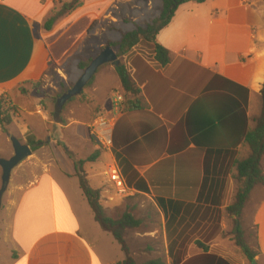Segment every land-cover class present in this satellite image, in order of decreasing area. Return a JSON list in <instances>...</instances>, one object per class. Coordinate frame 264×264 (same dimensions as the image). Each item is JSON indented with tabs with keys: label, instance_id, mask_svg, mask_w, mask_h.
I'll list each match as a JSON object with an SVG mask.
<instances>
[{
	"label": "crops",
	"instance_id": "1",
	"mask_svg": "<svg viewBox=\"0 0 264 264\" xmlns=\"http://www.w3.org/2000/svg\"><path fill=\"white\" fill-rule=\"evenodd\" d=\"M68 1L0 0V97L17 108L9 126L14 138L21 144L27 136L40 142L11 172L1 198L0 242L6 252H0V264H104L105 240L96 233L67 155L84 161L96 151L99 158L89 163L96 168L88 171L87 164L84 169L89 184L94 181L101 200L110 204L106 212L125 209L107 177L115 164L132 191L125 198H144L159 215L167 264H249L231 242L233 223L226 210L238 190L236 164L250 153L244 137L261 112L264 0L185 3L156 37L169 53L167 67L157 69L135 49L123 57L121 63L140 91V110L126 112L123 103L122 114L112 120L108 150L91 137L90 128L97 117L109 120L113 115L114 97H123L120 82L115 95L107 94V103L91 107L99 95L93 80L88 103L65 112L61 123L49 119L51 112L47 116L40 101L28 98V92L21 95L19 88L52 69L64 77V67L74 57L95 58L100 47L89 46L81 54L78 46L99 15L117 28L126 19L122 15L136 24L155 8L154 0H111V11L84 25L71 22L73 11L45 31L47 19ZM103 67L116 74L111 65ZM21 99L31 103L21 107ZM25 118H39L48 127L35 131ZM100 157L104 162L96 164ZM260 167L264 175V156ZM12 178L15 184L9 188ZM241 221L247 232L252 230L246 242L257 253L255 264H264V187L252 190Z\"/></svg>",
	"mask_w": 264,
	"mask_h": 264
},
{
	"label": "trees",
	"instance_id": "2",
	"mask_svg": "<svg viewBox=\"0 0 264 264\" xmlns=\"http://www.w3.org/2000/svg\"><path fill=\"white\" fill-rule=\"evenodd\" d=\"M83 1L84 0H69L68 3L63 4L60 10L53 12L47 19L44 24V30L50 31L60 17L79 9L82 6ZM160 1L162 4L161 13L156 19L143 27H136L133 31L123 34L119 42H109L106 44V46L111 47L118 59L126 57L134 49L139 47L144 50L147 58L155 63L157 69L161 70L167 67L170 63L169 53L158 44L156 40L158 33L169 25L179 6L188 2L202 4L206 0ZM95 25L94 22L90 26L88 32ZM102 50L103 49H101V51ZM73 60L77 63V69L83 71L93 59L85 60L81 57H75ZM115 72L122 89L124 110L126 112L140 110V91L133 83L127 67L124 64H121L119 67L115 68ZM93 80L94 77L85 88L90 87ZM19 92L21 95H25L26 93V91L21 89H19ZM83 96L84 93L81 94V97ZM60 97L61 95L54 100L55 104ZM260 98L261 112L255 121V128L253 131L248 132L244 137V142L248 145L250 153L247 159L236 164V181L238 183V190L234 202L226 210L233 223L231 241L249 264H255L257 253L250 249L245 242L246 233L242 228L241 217L250 199L252 190L257 186L264 187V175L260 167L261 159L264 156V84L260 91ZM74 99L75 98L68 102H71ZM84 102H86V100H84ZM4 109L3 103L0 102V131L3 133L6 132V129L12 124V116L17 114L16 107L12 106L9 112ZM51 117L56 123H61L62 121L61 114L55 117L54 112H52ZM26 144L32 152H35L40 147V142L36 141L32 136L26 137ZM67 155L74 164L76 173L75 177L78 180L79 189L84 201L87 203L90 212L92 213L94 222L104 233L109 234L113 238L125 256L124 260L118 264H136L127 244L126 236L127 232L138 229L141 226V221L135 219L132 214L127 212L115 219L108 217L106 209L101 203L100 191L93 189L90 186L86 176L84 167L89 163L95 162L99 158L100 152H94L92 156L84 161L76 160L69 153H67ZM198 246L204 251L208 249V247L200 244H198ZM146 264H163V262L160 259H157L149 261Z\"/></svg>",
	"mask_w": 264,
	"mask_h": 264
},
{
	"label": "rangeland",
	"instance_id": "3",
	"mask_svg": "<svg viewBox=\"0 0 264 264\" xmlns=\"http://www.w3.org/2000/svg\"><path fill=\"white\" fill-rule=\"evenodd\" d=\"M60 1L63 2L64 0H60ZM62 5L63 3L61 4V6ZM112 5L113 4L111 3V0H91L86 3L83 1L82 7L74 11L71 22L75 25L77 22L80 23V20H82L83 25H84L86 19L87 21H91V18L99 15V13L103 14V13H107L111 11L110 9H112ZM153 6L155 8L151 12H146L144 16L145 18L143 20L138 18V20L136 21L138 23L136 24L134 22L133 23L127 22L126 19L128 18L125 15H122V18L123 19L126 18V19L123 20L122 23L124 24L120 25L119 28L113 26L112 24L110 25L106 24V22L102 21L101 15H99L98 19L95 22L96 25L93 26L92 29H90L88 34L87 32H84L85 36H83L82 38L83 41L81 40V42L79 43L80 45L78 46L79 52L81 54L86 53V51H88L87 49H89V46H92L93 48L100 47L99 50L97 49L95 52L96 54L97 53L99 54L101 52V49H104V47H106L107 43L119 42L123 34L133 31L136 27H143L144 26L143 24L146 25L150 23L153 19H155L154 17H156L157 15V8L161 7V1L154 0ZM262 6H264V1L262 3ZM113 17H116L115 13L113 14ZM77 37H78V34L76 33L75 36H72V40L75 41ZM135 50L147 58L142 48L138 47ZM81 58L85 60L94 59V57H89V58L81 57ZM73 59L65 65L64 73H63L64 77H59V75H57L52 69L51 71H48L46 73V77H42L37 82H32L30 84H24L19 88L21 90L26 91L25 95H27V92L28 94H30L28 98L36 99V101L39 100L40 105H41L40 106L41 111L47 112V116L49 112L52 113L55 111V101L54 100L59 95L62 96L64 93H66L74 85V83L78 80V78L81 76L83 72L77 69V63ZM119 60L121 63L122 58H119ZM102 68H106V67H102ZM102 68H100L99 69L100 71H98L99 73L97 72L94 76V82H95L96 87H98L99 95L98 96L96 95L97 97L93 98L91 107H95L100 101L105 100L107 103V97H106L107 94L115 95V93L119 91V80H118L117 75L115 73H109V72L102 71V70H105ZM88 88L89 87L84 88L82 92L84 93L83 97L79 95L78 97H75L73 101L67 102L64 105L63 110L61 112V117H63L65 115V112H68L69 110H74L75 112L77 104L79 103L87 104L86 94H87ZM0 100H1L0 102L3 103L4 105V108H5L4 110L9 112L12 108V104H10V102H8V100L4 96H1ZM84 100H86V102H84ZM30 103H31V100L21 99L19 101V106L26 107ZM76 111H77L76 113L77 117L83 118V114H80L79 110H76ZM12 117H15V116L13 115ZM48 118L50 119L52 117H50L49 115ZM25 120L28 121V123H32L35 131H37L36 129L40 130V127H42V129H45L46 127H48L47 125L44 126L43 122H41L39 118H33V119L25 118ZM19 121L20 123L22 122V120H19ZM15 135L16 134L14 132L13 127H8L6 129V132L4 133L0 132V160L10 159V154L11 152H13V149H12V145L10 141L8 142L7 139L14 138L16 137ZM36 137L38 139H43V135L38 132H36ZM103 162H104L103 159L100 157L98 163L96 164H99V163L102 164ZM17 167L14 170H16ZM94 168H96L94 164L93 165L89 164V166L87 167V170L91 171V170H94ZM30 178L31 176L28 175V177L22 180V183H24L27 179H30ZM77 181L75 182L77 183ZM14 184L15 182H14V179L12 178L9 188H11ZM90 185L92 186V188H95V189L97 188L96 183L92 180H90ZM0 188H1V168H0ZM116 195H117V192H116ZM119 197L123 198L121 196ZM123 201L125 203L124 210L120 209L119 212H115L114 210H112V211L107 212V215L108 217L115 219V218L120 217L123 213L127 212V213L132 214L135 219L141 221V226L136 230L127 232V236H126L127 244L131 250L132 257L135 260L136 264H146L149 261L157 260V259H160L163 262V264H167L166 263L167 260L165 257V250L163 248L162 241H161L160 217L153 209L152 204L144 198H125V199L123 198ZM101 203L104 208L110 207L109 206L110 204L108 205L105 198L101 200ZM2 217H3V214L1 215V219ZM92 224L94 225L97 235L103 238L106 242V243L104 242V246H101L102 248L106 249L103 255L105 258L103 260V263L107 264V261H110V260L115 261L116 263L122 262L125 256L120 251L119 246L113 241L112 237L102 232L100 228L98 227V225H95L94 222ZM242 228L246 233L245 234V242H246L247 233L250 234L252 230L248 229V232H247L244 229L243 223H242ZM0 252L1 253L6 252L5 246L1 242H0Z\"/></svg>",
	"mask_w": 264,
	"mask_h": 264
},
{
	"label": "water",
	"instance_id": "4",
	"mask_svg": "<svg viewBox=\"0 0 264 264\" xmlns=\"http://www.w3.org/2000/svg\"><path fill=\"white\" fill-rule=\"evenodd\" d=\"M111 65L114 68H117L121 65L120 60L116 57V54L111 49L110 46L104 47V49L90 62V64L83 70L81 76L74 83V85L64 93L55 104L54 115L57 117L61 114L64 105L71 99L78 97L82 94L84 88L92 80L97 71L105 66ZM12 149L13 156L8 160H0L1 168V188H0V205L1 198L4 192L6 191L11 172L24 160L29 158L32 154L29 146L27 144H21L15 138L9 139Z\"/></svg>",
	"mask_w": 264,
	"mask_h": 264
},
{
	"label": "built area",
	"instance_id": "5",
	"mask_svg": "<svg viewBox=\"0 0 264 264\" xmlns=\"http://www.w3.org/2000/svg\"><path fill=\"white\" fill-rule=\"evenodd\" d=\"M123 103V97L116 95L113 100V115L110 118L111 120H106L103 117H97L90 128L91 137L94 138L105 150H108L111 142L112 120L114 117L122 114ZM107 177L109 182L113 184L118 196L123 198L132 196V191L125 186L119 169L115 164L109 167Z\"/></svg>",
	"mask_w": 264,
	"mask_h": 264
}]
</instances>
